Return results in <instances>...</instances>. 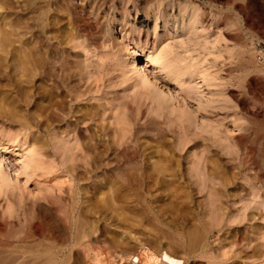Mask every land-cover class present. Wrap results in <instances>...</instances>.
<instances>
[{"label":"rangeland","instance_id":"obj_1","mask_svg":"<svg viewBox=\"0 0 264 264\" xmlns=\"http://www.w3.org/2000/svg\"><path fill=\"white\" fill-rule=\"evenodd\" d=\"M8 1L16 5L14 0ZM25 1L16 3L24 6ZM160 3L163 13L156 20L154 12ZM70 5L76 6L77 0ZM103 8L102 25L108 30L103 42L92 27L87 29L85 37L62 48L74 67L70 72L74 89L82 97L77 102L70 104L68 94L57 89L58 85H53V77L49 75L44 84L35 80L36 93L43 98L29 103L33 95L29 71L16 60H7L5 66L0 67V135L19 140L29 135L25 147L30 152L36 151L42 160L39 168L24 173L19 155L1 153L4 157L1 168L12 180L13 188L6 200L18 207V216L0 215V242L15 239L20 232L38 238L51 227L63 231L64 224L59 216L72 201L83 212L78 220L96 227L95 238L101 244L80 249L79 256L73 260L75 264H143L142 259H136L142 247L158 254L166 251L188 264L209 260L219 264H264V217L261 213L248 210L243 224L228 222L241 208V204L234 206L233 202L246 193L248 182L259 177L264 185V0H108ZM192 10H196L201 21L198 30L182 32L179 29L176 32L180 22L185 21L184 11ZM21 16L27 18L24 13ZM90 19L93 21L94 17ZM18 20L17 16L4 19L0 14V39L4 32L10 33L12 47L23 56L27 52L28 36L17 34L18 30L12 25ZM175 20L179 23L174 26ZM52 23L56 24L54 28L64 30L59 39L63 41L65 33H70L64 29L66 20L60 21L54 15ZM137 33L152 46L156 42H162L161 48L169 45L172 53L182 58H188L190 53L193 58L199 56L207 82L198 84L199 89L189 93L147 65L146 77L150 85H155L156 93L164 94L169 103L167 112L157 115L150 111L148 114V119L158 123V136L156 132L143 131L141 138L135 139L139 153L146 156L141 164L144 171L141 179H145L123 176L125 171L131 173L134 165L119 166L118 171H113L117 165H108L104 168V177L92 183L83 175L84 162L80 159L82 145L87 142L83 141L85 138L77 145L70 138L72 156L68 161L62 160L43 145V141H49V136L42 132L32 137L37 133L35 127L27 132L20 124L34 118L40 124L45 123L43 107L55 104L54 113L65 121L61 123L63 128L56 130V126L53 136L65 132L67 124L75 127V118L71 115L74 111L79 114L93 112L95 121L83 128H89L98 141L96 154L103 158L112 154L108 142L118 144V149L128 146V139L137 137V128L133 123L114 126L115 119L122 118L125 112L136 121L149 110V101L145 99L137 107L133 102L129 104V111H123L118 105L123 94L133 101L136 93L135 89L130 90V85L138 78L133 73L124 77L121 65L127 60L125 49ZM55 35L50 33L49 37ZM249 36L254 43L251 49L255 70L247 67L240 55V43ZM203 46L207 51L202 52ZM134 57L137 66L144 61L143 54ZM191 87L194 88V83ZM181 110L196 117L197 123L215 126L230 143L238 135L241 138L236 139L235 147L225 150V154L217 148H212L213 154L201 153L190 148L194 143H203L206 133L192 129L189 133L193 134L192 141L179 152L177 137L168 130V121L174 120L177 125L176 117ZM144 123L146 119L141 122ZM65 135L62 133L57 139ZM100 135L105 136L107 144L99 141ZM250 151L255 154L254 165L245 163L241 167L237 157ZM150 152L155 153L153 161L148 158ZM199 155H202L199 169L206 164V156V161L210 159L208 168L215 170L217 178L222 180L223 186L216 187L218 192L209 194L204 188L209 182L203 178L197 180L186 175L182 178L167 176L161 180L154 172V169L164 168L167 174L187 173L195 168L191 163L197 162ZM260 186L257 192L262 196L264 189ZM92 200L94 212L90 207ZM0 204L1 214L5 204L3 198ZM51 209H57L58 213ZM5 258H11L10 254L0 255V262Z\"/></svg>","mask_w":264,"mask_h":264},{"label":"bare ground","instance_id":"obj_2","mask_svg":"<svg viewBox=\"0 0 264 264\" xmlns=\"http://www.w3.org/2000/svg\"><path fill=\"white\" fill-rule=\"evenodd\" d=\"M73 0H27L25 5H20L14 0L16 5L9 4L8 0H0V14L4 19H8L11 16L19 17V20L15 22L12 26L18 30V33L23 34L27 37V52L22 56L21 53L12 47L9 37L10 33L4 32L3 38L0 39V67L5 66V61H17L23 68L29 71V76L31 78V83L33 84V95L29 97V103H35L39 98L36 93L35 80H40L43 84L46 83L47 77L50 75L53 77V85H58L57 89L68 94L70 104L77 102L82 97L74 89V84L71 77V70L74 68L73 65L66 59L64 55L63 46L71 43L76 39L85 37L87 29L96 30V37L101 38L102 42L105 40L108 30L107 27H103L102 23L104 18V6H106L108 0H77V5H70ZM76 2V1H75ZM162 4L160 3L155 12L154 17H157L163 13L161 10ZM229 11V9H226ZM4 11V12H1ZM27 16L24 18L23 16ZM5 14V15H4ZM56 15L60 18V21L66 20L65 28L70 33H65L64 40L60 41L61 34L64 33L62 28H54L56 24L52 23L53 16ZM90 16L94 17L93 21ZM6 17V18H5ZM183 18L180 22V26L176 29V32L180 29L182 32L198 30L201 25L199 15L196 10L192 12L184 11ZM179 23L177 20L174 21L175 24ZM67 27V28H66ZM50 33L56 34L55 37L50 38ZM56 42H53V41ZM91 40V39H90ZM129 46L125 49L127 60L124 66L121 65L123 70L122 75L125 77L128 73H133L134 76L138 78L130 85V90L135 89L136 93L133 97V101H130L125 94L121 97L118 105L123 108V111H129V104H133L137 107L142 99L149 101V110L147 109L144 114L135 121L134 118L126 116L125 112L122 118L118 117L115 119L114 126L128 125L133 123L137 128V137L132 140L128 139V146L122 149H118L119 145L113 142L111 145L113 153L109 156L98 155L96 150L98 149V142L94 134L91 133L89 128H83L86 124L95 121V114L93 112H82L79 114L78 111H74L71 115L75 118L74 128L69 124L66 125L65 132H57L54 136L52 132L55 130L56 126L58 130L61 123L65 119L59 117L54 113V105L50 104L43 107L45 113L44 118L46 122L40 124L34 120L29 121V123H22L20 127L25 131L30 132L32 127H35L37 133L32 135V137H38V134L42 132L49 136V141H43L45 147H49L51 151L62 158V160H69L72 156V148L69 147L70 138L76 143H83L81 138H85L83 141H87L83 147V154H81L80 159L84 162V172L83 175L90 182L96 183L97 179L104 177L106 174L105 167L108 165H117L113 168V171H118L119 166L134 165L132 172H124L125 178H133L135 180L141 179L144 171L142 170V162L146 156L139 153V145L136 138H141L140 134L144 132H156L158 136V123L152 119H148V114L156 113L157 115L162 114L164 111L167 112L168 99L164 94H157V87L155 85H150L151 83L146 77L147 65L150 66L151 70L159 71L163 77L170 82H172L176 87L180 89H187L189 93H193L198 90V84H206L207 79L205 76L206 70H203L201 65V59L199 56L193 58L192 53H190L188 58H182L179 55H175L170 50V46L166 45L162 47V42L152 44L148 43V40L140 39V33H137L135 38L130 39ZM253 40L249 36L244 42L240 43V55L242 60L245 62L247 67L256 69L254 61V51ZM80 47V46H79ZM52 49V52H51ZM207 51L205 46L202 47V52ZM143 54L144 61L137 66L136 59L134 55ZM200 55V53H197ZM264 57V55H263ZM52 58V62H51ZM187 60V62H186ZM27 62L26 64L24 63ZM54 72V73H52ZM48 81V80H47ZM194 83V88L191 87ZM151 86V87H150ZM145 92V93H144ZM147 92V93H146ZM138 102V103H136ZM57 106V104H56ZM36 107V106H35ZM139 116V113H137ZM170 115V114H169ZM146 119V123L141 124L142 121ZM178 124L175 125L174 120L168 121V130L170 133L176 135L177 137V151H183L186 146L192 141L190 136L193 134L190 131H200L206 133V138L203 139V143H194L190 148L191 151L199 150L201 153L206 152L207 154H213L212 148H217L222 154H225V150L235 147L236 139H240L241 135L235 137L233 143L229 142V139L222 136L219 130L210 124L204 122L197 123L196 117L190 113L181 110L176 117ZM203 119V117H202ZM135 121L136 123H134ZM203 121V120H201ZM40 124V125H39ZM112 124V122H111ZM115 132V131H114ZM66 133L65 138L57 139L60 134ZM89 134V135H88ZM72 135V137L70 136ZM115 134H113L114 136ZM29 135H26L23 139H11L3 135H0V198H3L5 204L1 207V216L7 218H16L17 209L15 205L11 204L6 200V196L9 191L13 190L12 180L4 173L1 168V162L3 160V155L1 153L8 152L10 155L14 153L21 157L22 170L25 173L28 169L39 168L42 164L40 155L36 151H29L25 147V140ZM100 137L99 141L107 144L104 139V135ZM172 141L173 138H172ZM218 144V145H217ZM217 145V146H216ZM219 147H223L220 149ZM175 151V149L173 150ZM190 153V152H188ZM246 156V157H244ZM244 156H238L237 160L241 167L245 166V163H250L254 165L255 154L250 151ZM155 157L154 152L148 154V158L152 160ZM197 162H192V165H196L194 169L187 170L185 172H174L167 174V169L157 168L154 169L156 176L163 180L167 176L182 178L186 175L193 179L208 181L209 185L204 184V188L207 189L209 194L218 192L217 186H223L222 180L217 178L215 170L208 168L209 161L204 160L206 164L203 169H199V161L202 155L197 156ZM100 161V162H99ZM153 161V160H152ZM154 165L157 166L154 162ZM112 174V173H110ZM146 176V174H144ZM153 178V177H149ZM145 179V178H144ZM141 179V180H144ZM251 181V180H250ZM255 181V182H254ZM252 182H248V190L244 195H239L238 199L233 202L234 206L236 204H241V208L236 211V215L228 219L229 223L238 222L239 225L246 222V212L248 210L258 211L264 217V194L262 196L258 195V185L264 189L262 185L263 180L256 178ZM70 202V201H69ZM68 205V204H66ZM1 206V204H0ZM76 202H70L66 210L63 212L59 219L64 224L63 231L58 227L48 228L47 230L40 233L38 238H35L31 233H22L15 239L4 240L0 242V255L10 254L11 258H5L0 264H6V262H12V264H75V260L79 256L80 249H89L92 245H101L95 235H97L96 227L94 225L81 222L78 220L83 216V212L77 208ZM91 211L95 209L94 201L90 202ZM53 212H57V209H51ZM94 212V211H93ZM4 219V218H3ZM95 229V230H94ZM37 230L40 231V226L37 225ZM97 237V236H96ZM204 250L207 252L206 248ZM202 249V251H204ZM204 251V252H205ZM137 260L142 259L143 264H188L187 261L175 257L166 251H161L159 254L151 251L146 247H142L138 254ZM134 258V257H132ZM191 264H199L193 262ZM200 264H219L213 260H209L206 263Z\"/></svg>","mask_w":264,"mask_h":264}]
</instances>
